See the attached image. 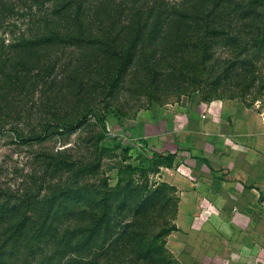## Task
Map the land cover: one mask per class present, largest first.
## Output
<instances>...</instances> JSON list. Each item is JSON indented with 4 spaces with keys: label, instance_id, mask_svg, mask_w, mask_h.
<instances>
[{
    "label": "trees",
    "instance_id": "trees-1",
    "mask_svg": "<svg viewBox=\"0 0 264 264\" xmlns=\"http://www.w3.org/2000/svg\"><path fill=\"white\" fill-rule=\"evenodd\" d=\"M41 1L51 7L38 15V29L0 45V97L18 94L43 72L54 76L60 69L63 77H55L52 84L67 82L71 103L89 86L104 85L115 96L133 71H144L152 84L159 85L168 56L180 63L177 71L196 72L209 51L223 43V36H228L227 45L240 49L235 34L263 15L252 0H98L94 9L95 0H34V4ZM0 7L8 10L4 0ZM97 19L100 26L94 30ZM238 22H243V30ZM72 46L78 57L62 66L55 58ZM235 69L232 62L228 79ZM84 121L56 126L68 132ZM152 157L147 162L159 165L170 164L176 155ZM69 165L59 158L47 162L56 173L66 167L72 173L74 166ZM135 169L124 166L118 174ZM53 180L45 179L38 190L25 194L0 191V264H127L129 259L130 264H158L165 258L164 233L150 226L156 223L150 209L158 206L154 200H141L137 188L114 194L62 177ZM127 214L133 215L132 220H125ZM146 223L150 228L144 227Z\"/></svg>",
    "mask_w": 264,
    "mask_h": 264
},
{
    "label": "rangeland",
    "instance_id": "rangeland-1",
    "mask_svg": "<svg viewBox=\"0 0 264 264\" xmlns=\"http://www.w3.org/2000/svg\"><path fill=\"white\" fill-rule=\"evenodd\" d=\"M4 2L8 10L4 12L0 7V45L35 32L38 15L51 7L42 1L34 4V0ZM91 3L92 9L99 5L98 0ZM252 6L263 15L248 21L250 26L243 33L235 34L241 48L227 45L228 36H223V43L209 51V57L196 72L177 71L180 63L168 56L159 85L152 84L144 71H133L115 96H110L104 85L89 86L79 100L71 103L73 97L66 95L70 94L67 82L52 84L55 77H63V71L49 76L48 70L18 94L0 97V191L25 194L38 190L45 179L58 181L59 177L91 188H106L114 194L137 188L141 200H154L158 206L150 209L156 222L150 225L151 230L164 233L161 244L166 253L158 264H181L180 252L186 241L185 211L189 205L183 195L187 186L178 185L176 175H170L168 170L176 167L177 158L170 164L147 162L153 160V153H161L151 149L141 135L144 125L154 123V118L180 117L189 112L193 102L208 106L227 101L264 118V0H252ZM97 21V26L93 21L94 30L100 26ZM236 24L244 27L243 22ZM75 48L60 51L55 60L62 66L76 61ZM163 53L167 54L164 50ZM232 62L237 69L229 73L228 79L227 69ZM79 119L85 121L73 131L56 126ZM52 157L73 165L72 173L67 167L60 173L47 168ZM128 165L136 171L119 175L118 170ZM179 173L185 176L184 171ZM132 218L127 214L125 220ZM148 225L144 227L150 228ZM131 256L128 254V258ZM127 262L130 264V259Z\"/></svg>",
    "mask_w": 264,
    "mask_h": 264
},
{
    "label": "crops",
    "instance_id": "crops-1",
    "mask_svg": "<svg viewBox=\"0 0 264 264\" xmlns=\"http://www.w3.org/2000/svg\"><path fill=\"white\" fill-rule=\"evenodd\" d=\"M221 101L153 119L141 137L187 186L181 264H264V118ZM184 171L185 176L179 172Z\"/></svg>",
    "mask_w": 264,
    "mask_h": 264
}]
</instances>
